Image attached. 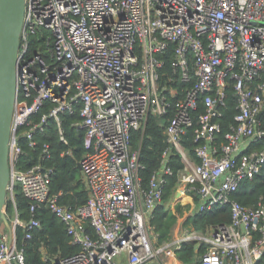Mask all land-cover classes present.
Masks as SVG:
<instances>
[{
  "label": "built area",
  "instance_id": "2783aa9c",
  "mask_svg": "<svg viewBox=\"0 0 264 264\" xmlns=\"http://www.w3.org/2000/svg\"><path fill=\"white\" fill-rule=\"evenodd\" d=\"M34 36L41 44L30 54ZM78 112L72 126L85 134L78 166L89 199L72 207L51 191L49 143L38 163L23 170L19 162L37 151L52 119L62 156H73L64 117ZM170 112L161 165L145 181L134 133ZM174 155L182 164L176 199L197 197L200 211L229 205L232 219L211 225L209 236L188 230L156 247L148 216L163 203ZM9 166L0 264H26L41 207L79 247L53 264H180L185 243L197 244L201 264H264V194L256 205L233 198L264 171V0H25ZM18 185L31 202L29 218L19 211Z\"/></svg>",
  "mask_w": 264,
  "mask_h": 264
},
{
  "label": "trees",
  "instance_id": "16d2710c",
  "mask_svg": "<svg viewBox=\"0 0 264 264\" xmlns=\"http://www.w3.org/2000/svg\"><path fill=\"white\" fill-rule=\"evenodd\" d=\"M41 44L39 38L34 36L31 41L30 54L37 51ZM165 71L171 72V62L173 60V46L167 52ZM182 87H185L182 85ZM235 101L232 98V104ZM52 105L47 103L45 108L36 115V119L47 111ZM203 111V107L201 108ZM235 108L228 114L229 121L235 114ZM170 112L166 117L152 116L149 120L145 132H135L133 136V145L135 148L141 146V160L145 164L142 175L145 181H148L153 172L161 165L162 153L167 147L164 129L169 123V118L173 117ZM79 112L74 115H66L65 128L70 139L71 146L75 149L73 156H62L66 149L65 144L60 140L58 126L55 120H51L46 131L38 134L37 139L39 146L36 152L27 151L28 155L20 157L19 168L26 170L40 161L44 144L51 145V158L46 161L48 166H53L55 172L52 176L51 191L54 194L63 195L60 198L61 203L68 204L72 207L81 206L87 203L89 192L86 188L82 172L78 166V160L85 153L84 132L77 130L72 123L79 119ZM225 124V127L227 126ZM193 130L189 131L186 146L192 148L191 141ZM28 149L27 142H22ZM182 167L179 157L174 155L173 168L174 175L168 177V183L165 188L163 203L155 211L153 224L164 239L169 238L170 232L177 221V216L166 207V202L174 195L178 185L177 172ZM264 194V171L261 175L256 176L253 180H246L242 183L239 190L234 194V199L245 205H256L260 195ZM16 199L19 211L24 218L30 217V200L23 195L20 185L16 187ZM198 201V198L195 197ZM11 210V203H8V211ZM37 217L41 221V226L33 232V238L27 241L26 245V264H53L57 256H68L79 251V247L71 244V238L67 232L65 224L48 208L41 207L37 211ZM232 219L230 206H224L220 209L204 210L194 212L185 221V225L191 226L194 230L206 232L211 225L220 223H229ZM24 232L18 229V239L22 242ZM198 246L196 243H185L183 248L178 251L179 259L184 264H193L197 257ZM46 257V258H45Z\"/></svg>",
  "mask_w": 264,
  "mask_h": 264
},
{
  "label": "water",
  "instance_id": "95a60500",
  "mask_svg": "<svg viewBox=\"0 0 264 264\" xmlns=\"http://www.w3.org/2000/svg\"><path fill=\"white\" fill-rule=\"evenodd\" d=\"M24 15L25 0H0V228L3 221L7 223L3 210L11 180L9 142L18 94L19 50Z\"/></svg>",
  "mask_w": 264,
  "mask_h": 264
},
{
  "label": "rangeland",
  "instance_id": "374dc122",
  "mask_svg": "<svg viewBox=\"0 0 264 264\" xmlns=\"http://www.w3.org/2000/svg\"><path fill=\"white\" fill-rule=\"evenodd\" d=\"M194 201H195V206H194ZM166 207L168 209H171V211L177 216V221L174 224L172 231L170 232L171 237L164 239L162 236L158 237L156 240L155 236L159 233V231L157 230V228L154 226L153 224V219L149 217V224L151 222V225L153 226V228L151 229V234H152V239L154 242V245L156 247H160L163 245L164 242H168L170 239H172L175 234L180 235L181 233H183V235L188 232V230H194L193 227L185 225V221L189 218V216H191L194 212L200 211L201 209V202L200 201H196L194 198L193 200L188 199L185 200V198L177 200L176 196L173 195L169 201L166 202ZM9 218H10V222H14L16 215L14 210H10L9 211ZM8 225L4 223V221L1 224V233L5 232L8 230ZM198 234H204L205 232L202 230H196ZM0 233V235H1ZM206 235L209 236V232H206ZM206 247V244L203 245L202 250L204 251ZM178 255V252H177ZM166 260H168L169 258L166 256L165 257ZM187 264H191V263H187ZM193 264H201L200 262V253H198L197 257L195 258Z\"/></svg>",
  "mask_w": 264,
  "mask_h": 264
},
{
  "label": "crops",
  "instance_id": "0c3cea01",
  "mask_svg": "<svg viewBox=\"0 0 264 264\" xmlns=\"http://www.w3.org/2000/svg\"><path fill=\"white\" fill-rule=\"evenodd\" d=\"M174 195H175V193H174ZM188 199H191V200H193V198H191V197H187V196H185V200H188ZM195 199V198H194ZM196 200V199H195ZM197 201V200H196ZM199 201V200H198ZM194 206H195V201H194ZM175 235H177V234H175ZM169 237H171V235L169 236ZM178 256V255H177ZM179 258V257H178ZM172 260L170 261V264H174V258H171ZM181 261V260H180ZM182 262V261H181ZM183 264H184V262H183Z\"/></svg>",
  "mask_w": 264,
  "mask_h": 264
},
{
  "label": "bare ground",
  "instance_id": "6f19581e",
  "mask_svg": "<svg viewBox=\"0 0 264 264\" xmlns=\"http://www.w3.org/2000/svg\"><path fill=\"white\" fill-rule=\"evenodd\" d=\"M175 261V260H174Z\"/></svg>",
  "mask_w": 264,
  "mask_h": 264
}]
</instances>
